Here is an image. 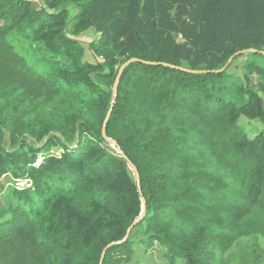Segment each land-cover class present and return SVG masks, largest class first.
<instances>
[{"label":"trees","instance_id":"1","mask_svg":"<svg viewBox=\"0 0 264 264\" xmlns=\"http://www.w3.org/2000/svg\"><path fill=\"white\" fill-rule=\"evenodd\" d=\"M68 3L79 8L75 34L101 33L94 48L104 62L39 73L9 37L30 29L73 45L67 10L48 11ZM247 49L255 51L217 72ZM263 52L264 0H0V180L14 172L34 188L0 184V264H100L142 198L146 215L103 264L129 263L137 245L157 244L162 264H231L235 240L264 237V131L251 138L239 124L264 122L250 78L264 93ZM243 56L244 83H232L229 69ZM131 58L139 60L123 72L106 129L127 160L102 128ZM92 74L107 88L84 100L73 87H97Z\"/></svg>","mask_w":264,"mask_h":264},{"label":"rangeland","instance_id":"2","mask_svg":"<svg viewBox=\"0 0 264 264\" xmlns=\"http://www.w3.org/2000/svg\"><path fill=\"white\" fill-rule=\"evenodd\" d=\"M32 1L37 6L45 5V0ZM61 9H66L68 12L64 32L70 38L76 40L73 45L65 46L56 39L55 42L48 44L46 40L41 39V33H39L38 30H18L12 33L9 37V40L13 44L16 51L23 55L29 64L34 66L39 73L44 74L53 69H63V71L66 70L68 75H70L78 72V65L83 66L85 64H97L98 62H104V57L97 54L94 48L100 40L101 33L97 31L95 27H90L79 34H75L74 26L79 15L78 6L68 3L62 5L59 9H48V11L58 13ZM174 36L177 41H183L181 35L174 33ZM246 62L247 57L243 56L237 59L230 67L229 72L232 74L230 81L232 83H244ZM107 70L108 68L105 67V72ZM92 76L96 81H98L97 87L92 88L86 86L85 84L74 85L73 87L75 94L82 97L84 100L97 97L100 89L107 88L102 81H100L101 79L98 76L95 74H92ZM250 78L251 84H253L259 93L264 97V93L260 89L259 77L256 75H250ZM239 124L245 128L251 138L259 134L261 131H264V122L258 119L253 120L243 116L240 118ZM42 142L43 141L38 142L36 139L31 140L32 144L37 143L39 146ZM111 146L118 152L115 144H111ZM10 148L13 149L14 147L10 146ZM55 153L59 154V152ZM38 158L39 159L36 162L37 165L41 163L43 157L39 154ZM0 184L5 185V187L13 185L18 189L31 187L34 190L31 180L27 178H16L14 172L5 174L1 178ZM39 203H41L40 198ZM47 212V216L52 215L50 210ZM138 237L139 236L136 233L133 236L135 240H137ZM135 252L136 253L133 259L126 264H162L159 260L162 251L160 252V246L158 244L152 250H146L143 245H137L135 247ZM228 256L231 264H264V237L260 236L257 232L248 231L235 240L233 246L228 252ZM178 264L184 263L179 260Z\"/></svg>","mask_w":264,"mask_h":264},{"label":"water","instance_id":"3","mask_svg":"<svg viewBox=\"0 0 264 264\" xmlns=\"http://www.w3.org/2000/svg\"><path fill=\"white\" fill-rule=\"evenodd\" d=\"M255 51L254 49H247V50H244V51H239L237 52L236 54H234L233 56H231V58L228 60L227 64L221 68L220 70H218L217 72H222L224 70H226L228 68V66L233 62L234 58L242 53H249V52H253ZM264 53V52H263ZM139 59H136V58H131L127 61H125L119 68V71H118V74H117V77L115 79V83H114V86H113V102L111 104V107L107 113V117L104 121V124H103V128H102V133H103V136L104 138L110 143V144H115L116 147H117V150L118 152L125 158L128 160L127 156L124 154V152L122 151V149L120 148V146L117 145V143L110 137L107 136V132H106V129H107V123L110 119V116H111V113H112V110H113V107H114V103L116 101V98H117V93H118V87H119V83H120V79L123 75V72L125 70V68L131 64L132 62L134 61H138ZM165 65H169L171 67H177L175 65H170V64H167L165 63ZM184 71H188V72H192V73H204L206 71L204 70H191V69H187V68H184V67H178ZM130 166H131V169L136 177V180H137V185H138V189H139V192L140 194L142 195V187H141V182H140V175H139V171H138V168L133 164V163H130ZM142 201H143V208H142V212L141 214L134 220V222L132 223V225L129 227L128 231H127V234L125 235V237L120 240V241H115V242H112L110 243L103 251V254H102V257H101V261H100V264H103V261H104V258H105V255L108 251L109 248H111L112 246L116 245V244H121L123 242H125L128 238H129V235L132 231V229L136 226V224H138L143 218L144 216L146 215V201H145V198H142Z\"/></svg>","mask_w":264,"mask_h":264}]
</instances>
